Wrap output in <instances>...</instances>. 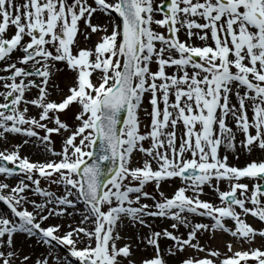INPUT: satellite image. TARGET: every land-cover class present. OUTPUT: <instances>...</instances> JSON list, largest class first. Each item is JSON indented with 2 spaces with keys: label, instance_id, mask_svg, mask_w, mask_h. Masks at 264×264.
I'll use <instances>...</instances> for the list:
<instances>
[{
  "label": "snow or ice",
  "instance_id": "1",
  "mask_svg": "<svg viewBox=\"0 0 264 264\" xmlns=\"http://www.w3.org/2000/svg\"><path fill=\"white\" fill-rule=\"evenodd\" d=\"M101 14L107 23H93ZM181 29L188 41L210 34L212 45L181 41ZM65 71L66 90L56 84ZM146 96L150 121L141 132ZM9 135L23 140L0 150V264L30 261L15 250L20 234L49 255L63 249L55 264H137L133 241L153 250L139 264H264V245L219 259L198 240L223 232L264 241V228L242 218L264 223V0H0V140ZM28 144L56 159L22 156ZM229 151L260 158L236 166ZM175 181L170 196L160 191ZM206 188L219 203L201 198ZM74 216L79 222L63 232L45 223ZM156 219L171 223L156 230ZM122 226L133 235L118 246ZM188 249L205 255L185 256Z\"/></svg>",
  "mask_w": 264,
  "mask_h": 264
},
{
  "label": "rangeland",
  "instance_id": "2",
  "mask_svg": "<svg viewBox=\"0 0 264 264\" xmlns=\"http://www.w3.org/2000/svg\"><path fill=\"white\" fill-rule=\"evenodd\" d=\"M155 2H159V0H155ZM156 18H160L159 15H157ZM198 22H203V21L198 20ZM93 23H107V19L101 14V15H98V16H94ZM81 27H83V23H81ZM153 27H154V29L156 31H160V32H164L165 31L164 29L158 28L155 25H153ZM184 32H185L184 29H181V31L178 33V36H179L181 41L190 42V43H192L195 46H203L205 44L212 45V41L210 39V34H209V39L207 41H201V40L197 39L196 37H192L191 41H188V37H187L186 33H184ZM95 39H96V37L93 36L92 40L95 41ZM152 67H153V70H155V65H153ZM167 71L173 72L174 70L173 69H167ZM58 79H59V81H58ZM71 79H72L71 74L67 73L66 71L58 74L57 77H56V80H57L58 85L60 86V88L61 89H65V90H66V86L71 83ZM60 94H62V93H60ZM59 95L58 96L55 95L54 98L55 99H59ZM147 111H150V107L148 105L147 96H146L144 104L142 106V110L140 112L141 132L145 131L144 125L148 124L149 121H150V118L147 115ZM249 116H251L250 112H249ZM62 118H64V117H62ZM12 136H14L13 137L14 140L11 139L8 142V144H2L3 147H1L0 149L4 150L5 148H11V147H14L16 144H19V142L21 141L20 140L21 136H18V135H12ZM21 138L23 139V137H21ZM241 138L242 137H240V139ZM178 139H179V137H178ZM61 144H62L61 138L58 137V136L54 137V147L57 150L60 149ZM145 144L147 146V142H145ZM28 145L29 146H26V149L29 148L30 153L27 152V150H26V152H23L22 149H20V152H21L22 156H27V157H29L30 160H33V161H42V160H45V159H56L55 157H49L46 154H44L43 152H41L39 147L34 146V145L32 146L30 144H28ZM222 148L220 149V154L221 155L224 152ZM32 151H33V153H32ZM229 158H230V156H229ZM258 158H260V157H254L252 154L248 155L247 153H243V154L240 153L238 160L236 159V161H235V158L233 157L231 159V161H229V163L230 164H235L236 166H243L247 161L252 160V159H258ZM143 159H144V157H143L142 154L134 153L133 164L134 165L141 164ZM153 167H155V164L153 165ZM18 179L19 178H16V180H14L12 183L15 185L18 182ZM177 183L178 184H177L176 187L179 186V181H177ZM41 186L47 188V187H49V182L46 181V180L41 179ZM220 187H221L222 190L224 189V188H222L223 186H220ZM51 190L57 191V193L59 194V186L51 185ZM145 190H147L149 192H153V194H155L154 185H152V184L147 185ZM160 191H162V189H160ZM173 192L174 191L166 192L164 194L166 196H170ZM31 198L32 199H37V200L40 199L39 197H31ZM201 198L202 199H206L207 197H201ZM157 199H159V196H157ZM210 199L213 200V201L215 200L214 202L218 201L214 196L212 198H210ZM146 202L149 203V204L152 203V201H146ZM29 210H31L30 206H29ZM3 211H4V206L2 204H0V212H3ZM78 220H80V217H78V219H76L75 221H78ZM45 223L46 224L47 223H56V221H54L53 218H49V221H47ZM77 223L78 222L74 223V225L77 224ZM58 224H61V226H62L61 231L62 232L67 228V225H68V224H64L62 222H60ZM227 225H229L230 228L233 227V226L230 225V223H228ZM90 226L91 225H89V227ZM152 226H153L154 229L160 230L159 228L156 227V225L152 224ZM147 231H148L147 229H143L142 230L143 233H146ZM186 231L187 230L184 229L180 233H186ZM227 234L228 233H223V232H217L215 234H212V233H201V234L198 235V240H199V243L201 245L205 246L206 248L218 250L220 252V254H221L219 259H223L225 256H231L232 255V253L228 251L226 245L228 243L233 244L232 245V251H233L234 248H238V243H239V242H236L237 241L236 239H234L232 236H230L229 234L227 235ZM258 241H260V240H255L251 244L252 248H255L256 246H258ZM165 243H168V242L162 241V243H161V246L163 245V248L166 247ZM117 244H118V242H117ZM38 245L41 248L35 250V252L33 251L32 255H31V261H32L33 264H34V262L36 260L43 259L45 256L48 257L49 264H55V260L53 258L54 257L53 256L54 251H56L58 253V255H60V257H63L65 255L64 250L60 249V248H56V249L52 250V255H49V249L47 248V246H45V245H43L41 243H38ZM80 246H82V245H80ZM242 246H244L245 249H247V248H249L250 245L247 244V243H243ZM258 247H260V246H258ZM45 248H46V252H45ZM148 248H150V247H148ZM15 250L17 251L18 255H20V251L16 247H15ZM151 252L153 253V250L150 248L149 255L147 257L153 255V254H150ZM184 255L185 256H196V255H198L200 257H203L205 255V253L197 254L192 249H188L184 253ZM176 259H179V258L177 257ZM173 264H175V261H173Z\"/></svg>",
  "mask_w": 264,
  "mask_h": 264
},
{
  "label": "bare ground",
  "instance_id": "3",
  "mask_svg": "<svg viewBox=\"0 0 264 264\" xmlns=\"http://www.w3.org/2000/svg\"><path fill=\"white\" fill-rule=\"evenodd\" d=\"M193 31L195 32L196 30H193ZM168 72L171 73L170 71H168ZM58 90H57V92H58ZM56 93H54L53 97H55V94ZM58 95L59 94H57V96ZM232 102L235 103V98H232ZM229 124H230V126H233L234 127V125L232 124V121L231 120H229ZM182 130H183L182 129V126L178 125L177 126V137L180 136ZM13 137L14 136L9 135L6 142L0 140V148L3 147L2 144H8V142L11 139H13ZM240 137L241 136L238 134L237 135V142H239ZM20 140L21 141L19 143H21L23 139L20 137ZM30 145H32V144H30ZM26 146H29V145H24L21 148L22 151L23 152H26V150H27V152L30 153L29 148L26 149ZM222 149L224 151L223 153L225 154L224 147ZM0 150H2V149H0ZM32 153H33V151H32ZM223 153H222V155H224ZM241 154H243V153H241ZM227 155H228V157L230 156L229 161H231V159L233 158V154L229 151V152H227ZM252 155L254 157H260V153L259 152H254ZM235 161H236V159H235ZM0 180H3V177H0ZM6 182H8L11 185H14L12 183L13 180L11 178H9ZM177 184L178 183L176 181L175 182H169V183H162L161 188H162V190H163L164 193H166V192H172L173 190L176 189ZM221 185L223 186L224 184H221ZM205 193L206 194L204 196H202V197H207L208 198V199L206 198L205 200H211L210 198H212L213 196H212V194L210 193V191L207 188L205 189ZM78 217L79 216H74V217H59V218H57V217H50V218H53V220L56 221V223L62 222L64 224H73L74 225V223L79 222V220L78 221H75L76 219H78ZM189 218L191 220H193V222L196 221V220H198L197 217H193V216H189ZM170 223L171 222H169V221L161 220V219H156V220H153L152 221V224L156 225V227L159 228V229L169 227ZM183 230H184L183 227H181L179 229L180 232H182ZM120 234L123 237V239L117 241L118 242V246L123 245L125 242H127V238L129 236H132L133 235V233H132L131 230L125 229L123 226L120 229ZM24 237H25V235H19V236H17L15 238V247L20 251V255L19 256L21 257V259L23 258V256H29L31 258V255H32L33 251L35 252V250L41 248L38 245V243L36 242L35 238L25 239ZM260 244H263V243L260 242ZM133 245H134V256H133V259L137 262V264H139V261L141 259L146 258L149 255L150 248H145L143 245H141L140 247L137 248V247H135V241H133ZM165 245L167 246V243H165ZM161 247L163 248V245ZM45 252H46V248H45ZM150 254H153V253L151 252ZM53 256H60V255H58V253L56 251H54ZM16 264H20V261L17 260L16 261ZM28 264H33L32 261H31V259L28 262Z\"/></svg>",
  "mask_w": 264,
  "mask_h": 264
}]
</instances>
